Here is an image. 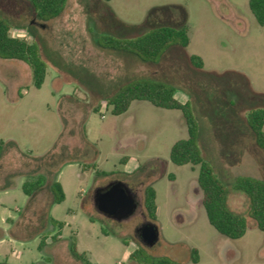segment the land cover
I'll use <instances>...</instances> for the list:
<instances>
[{
  "label": "rangeland",
  "instance_id": "obj_1",
  "mask_svg": "<svg viewBox=\"0 0 264 264\" xmlns=\"http://www.w3.org/2000/svg\"><path fill=\"white\" fill-rule=\"evenodd\" d=\"M0 15L13 36L36 41L47 62L41 88L22 60L4 59L21 64L19 73L0 71V140L9 151L0 160V264H84L70 253L72 239L91 264H139L129 257L138 246L181 264H264V231L248 215L246 194L227 193L229 208L247 218L245 235L228 238L208 221L198 166L170 160L172 144L187 136L181 111L134 100L116 115L105 103L133 77L171 84L178 99L191 100L205 154L221 180L264 179V149L246 119L250 109L264 107V26L249 0H68L49 20L37 16L30 0H0ZM161 25H186L190 42L170 46L157 63L97 43L102 34L137 37ZM191 54L203 58L202 68L192 65ZM29 154L42 155V162L30 163ZM32 168L46 176L34 196L22 189ZM55 179L64 186L60 203L51 190ZM114 180L137 197L133 214L121 221L93 201L95 189ZM149 185L157 191L155 218L142 205ZM146 222L159 230L152 247L137 232Z\"/></svg>",
  "mask_w": 264,
  "mask_h": 264
},
{
  "label": "trees",
  "instance_id": "obj_2",
  "mask_svg": "<svg viewBox=\"0 0 264 264\" xmlns=\"http://www.w3.org/2000/svg\"><path fill=\"white\" fill-rule=\"evenodd\" d=\"M68 0H30L36 14L43 20L59 16L66 8ZM249 7L259 25L264 26V0H249ZM13 25L0 15V57L14 58L24 61L32 71L33 85L41 88L45 82L47 62L42 57L41 48L36 41L20 38L11 34ZM190 42L188 27L161 25L153 27L137 37H117L111 34H102L97 43L105 48L133 53L143 61L157 63L164 52L172 45L187 47ZM190 61L193 66L202 68L204 60L200 55L191 54ZM175 86L166 82L137 78L121 87L105 99L107 106H112L111 112L119 115L126 112L132 101H148L156 107L178 109L182 113L187 127V136L175 141L170 149V160L178 165L191 164L198 166V185L201 189V201L209 223L222 235L238 239L247 232V218L243 214L232 211L227 204V193L230 188L246 194L250 202L249 216L257 227L264 231V179L247 175L237 176L231 185L225 184L216 172L213 164L207 160L200 146V123L193 109L191 100L181 101L177 98ZM99 110V106L94 108ZM246 119L253 131L256 144L264 149V107L250 109ZM3 142L0 141V153ZM173 177V175H170ZM46 183V176L38 174L28 177L22 184L27 195H33ZM54 201L60 203L65 200L62 184L54 180L51 184ZM156 189L149 185L145 188L144 208L150 218L157 213ZM54 225L62 228L64 222L51 217ZM57 236H52L56 241ZM45 239L41 240L39 248H43ZM70 253L84 264H91L86 252L79 251L74 239L70 242ZM130 259L139 264H181L166 256L153 257L143 247H136L129 255ZM192 261H199L196 249L192 250Z\"/></svg>",
  "mask_w": 264,
  "mask_h": 264
},
{
  "label": "water",
  "instance_id": "obj_3",
  "mask_svg": "<svg viewBox=\"0 0 264 264\" xmlns=\"http://www.w3.org/2000/svg\"><path fill=\"white\" fill-rule=\"evenodd\" d=\"M95 208L108 218L121 221L130 217L136 207V199L132 189L123 181L114 180L97 187L93 196ZM141 242L152 247L159 238L158 227L146 222L137 230Z\"/></svg>",
  "mask_w": 264,
  "mask_h": 264
},
{
  "label": "crops",
  "instance_id": "obj_4",
  "mask_svg": "<svg viewBox=\"0 0 264 264\" xmlns=\"http://www.w3.org/2000/svg\"><path fill=\"white\" fill-rule=\"evenodd\" d=\"M102 47V46H101ZM103 48H105V47H103ZM107 49V48H106ZM110 49V48H109ZM117 51H119V50H117ZM122 52H124V53H127L128 55H131L132 57H135V59H137V60H139V61H141V62H145V61H143L141 58H139L137 55H135V54H133V53H129V52H125V51H122ZM4 59H7V58H1L0 57V71L2 70H6L7 72H9L10 73V71H12V72H16V73H19L21 70H22V66H21V64H18L17 62H4ZM10 59H14V58H10ZM16 60H19V59H16ZM24 62V61H23ZM10 74H8V76H9ZM10 77V76H9ZM137 78H144V77H133V78H131V79H129V80H127V81H125V82H122V83H120L117 87H115V88H117L116 89V91L118 90V88L119 87H121L122 85H124V84H126V83H128V82H130V81H132V80H134V79H137ZM81 87H83V84H82V86ZM14 88L16 89V91L17 92H20V94H22L21 93V87L19 86V83H16V84H14ZM112 90V89H111ZM115 91V92H116ZM114 92V93H115ZM113 93V94H114ZM177 95V94H176ZM177 98H178V96H177ZM180 100V99H179ZM182 101V100H181ZM184 101H186V100H184ZM0 141H2L3 142V147H2V151H1V153H0V160H2V159H4V157H7L6 155L9 153V151L7 150V142H5V141H3V140H0ZM199 142H200V146H201V149H202V153H203V156L207 159V160H209L212 164H213V166H214V168H215V170H216V167H215V165H214V162H213V159L212 158H210V157H207L206 156V154H205V151H204V147H203V145H202V141H201V134H200V138H199ZM212 152H211V154L212 155H217V151L219 150L218 149V146H217V144L216 143H214V142H212ZM215 146V147H214ZM11 155V154H10ZM26 157L28 158V159H30L31 160V162L30 163H33V162H42V155H33V154H29V155H26ZM33 169V168H32ZM30 170V171H28L27 173H26V177L28 178V177H31V176H36V175H38V174H44L43 172H41L39 169H33V170ZM217 172V171H216ZM218 173V172H217ZM45 175V174H44ZM27 180V179H26ZM55 180H57V179H55ZM25 180H23V182H24ZM23 182H22V184H23ZM60 182V181H59ZM61 183V182H60ZM62 184V183H61ZM62 186H63V184H62ZM41 189V188H40ZM39 189V190H40ZM63 189H64V186H63ZM38 191V190H37ZM36 191V192H37ZM35 192V193H36ZM157 192V191H156ZM34 193V194H35ZM34 194H33V196H34ZM156 200H157V197H156ZM143 203H144V199H143V201H142V205H143ZM157 203V202H156ZM53 218V217H52ZM45 243H44V246L45 245H47L48 244V238L46 239L45 238ZM43 246V247H44ZM78 247V246H77Z\"/></svg>",
  "mask_w": 264,
  "mask_h": 264
},
{
  "label": "flooded vegetation",
  "instance_id": "obj_5",
  "mask_svg": "<svg viewBox=\"0 0 264 264\" xmlns=\"http://www.w3.org/2000/svg\"><path fill=\"white\" fill-rule=\"evenodd\" d=\"M132 191H133V190H132ZM133 192H134V195H135V199H136V198H137V197H136V193H135V191H133ZM136 203H137V202H136Z\"/></svg>",
  "mask_w": 264,
  "mask_h": 264
}]
</instances>
